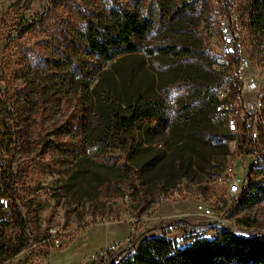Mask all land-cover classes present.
Here are the masks:
<instances>
[{"label": "rangeland", "instance_id": "1", "mask_svg": "<svg viewBox=\"0 0 264 264\" xmlns=\"http://www.w3.org/2000/svg\"><path fill=\"white\" fill-rule=\"evenodd\" d=\"M50 1L0 0V93L9 110L0 123V180L9 159L17 202L30 222L25 245L0 264H104L154 234L177 247L190 235L210 238L225 227L243 236L264 234V171L229 193L223 168L240 170L238 151L228 144L235 134L212 107L240 56L248 60L244 73L264 86V30L251 28L252 0H229L228 14L223 0H117L165 10L162 18L153 16L142 48L175 43L188 50L148 55L141 48L102 63L90 77L65 67L62 56L71 55L67 44L80 25L75 7ZM175 5L185 10L171 20ZM223 28L231 45L221 41ZM161 87L184 123L162 131L137 127L131 147L106 146L81 125L88 113L105 120L112 108L138 105ZM250 193L256 196L242 202ZM200 204L211 218L198 211ZM5 222L9 211L1 206L0 228L17 233ZM53 239L61 244L50 254ZM109 244L116 249L100 256Z\"/></svg>", "mask_w": 264, "mask_h": 264}, {"label": "trees", "instance_id": "2", "mask_svg": "<svg viewBox=\"0 0 264 264\" xmlns=\"http://www.w3.org/2000/svg\"><path fill=\"white\" fill-rule=\"evenodd\" d=\"M50 3L53 5L72 3L75 7L80 25L73 33V40L67 44L71 55L66 52L62 56L66 60L64 62L68 61L65 67L70 66L82 77H90L100 69L102 63H112L116 56L141 49V42L153 24V16L162 18L165 12L159 5L153 7L154 9L150 5L139 8L131 1L123 3L117 0L97 2L51 0ZM170 10L169 18L174 20L182 15L185 9L184 6L175 5ZM223 10L229 13V0H223ZM250 15L252 30H264V0H252ZM142 49L148 55L157 52L161 55L174 56L188 50L175 43H166L155 48L146 46ZM8 114L4 95L0 93L1 124ZM95 114L97 113H88L81 125L93 130L106 146L124 144L131 147L135 142L137 127H144L148 131H162L171 122L174 124L185 122L178 108L170 111L167 91L163 87L160 88V93L145 96L138 105L128 104L124 109L112 108L105 120H101L99 115ZM11 164V160L8 159L3 168V178L0 180V197L7 199L10 217V223L2 224H10L9 226L15 228L17 233L5 231V234L0 235V260L6 254L16 253L25 245L27 241L23 240L24 232L30 223L22 216L20 203L17 202V200L21 202V199L11 182L14 178ZM255 196L256 194L250 193L242 197V202H247ZM187 240L189 242L186 245L177 247L164 234L146 235L133 252L119 261H116L115 255L104 264H219V261L231 260L264 264V234L243 236L225 227L218 229L210 238L190 235Z\"/></svg>", "mask_w": 264, "mask_h": 264}, {"label": "built area", "instance_id": "3", "mask_svg": "<svg viewBox=\"0 0 264 264\" xmlns=\"http://www.w3.org/2000/svg\"><path fill=\"white\" fill-rule=\"evenodd\" d=\"M220 38L223 45L232 44V35L228 29H221ZM247 66L248 60L243 56L232 62L233 74L216 89L213 102L214 111L235 134L228 144L231 145L230 150L238 151L240 170L237 171L235 167L226 165L222 177L231 194L239 192L242 187L246 188L253 174L261 175L264 171V86L258 85L256 78L244 73ZM245 90L247 93L253 92L254 96L245 99L242 96ZM1 206L8 208L7 199L0 197ZM197 208L204 216L211 218L210 208L201 204ZM5 231L7 230L0 228V235L5 234ZM60 244L59 239L50 241L49 253L51 254ZM114 249L116 244L106 245L99 255L105 256Z\"/></svg>", "mask_w": 264, "mask_h": 264}]
</instances>
